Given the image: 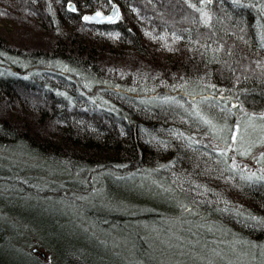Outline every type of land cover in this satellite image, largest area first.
<instances>
[{
    "label": "trees",
    "instance_id": "16d2710c",
    "mask_svg": "<svg viewBox=\"0 0 264 264\" xmlns=\"http://www.w3.org/2000/svg\"><path fill=\"white\" fill-rule=\"evenodd\" d=\"M244 1L248 6L235 10L232 23H227L232 17L222 8L214 13L216 25L207 26L200 18L201 0H111V4L72 0L74 12L68 9V0H0V24L8 25L5 31L10 35L4 39V30L0 31V191L7 190L0 192V211L15 207L9 201L12 197L23 203L29 197L74 195L83 215L97 227L159 223L179 205L172 195L168 203L158 202L159 192L149 184L164 183L188 210L208 215L243 240L264 243V182L246 179L222 148L203 142L211 138L210 129L205 120L193 116L212 120L214 115H227L229 106L224 101V110L214 108L210 114L208 109L192 110L204 92L194 81L204 77L214 83L217 93L224 91L225 98L264 112V0ZM112 4L122 12L119 27H92L77 13L110 12ZM144 7L167 22H154L152 17L139 21L137 14ZM250 7H260L263 19L246 12ZM145 26L150 27L144 30ZM21 34L23 39L16 40L15 35ZM25 35L38 39L29 45ZM38 50L49 52L48 59L31 67L39 74L20 80L15 76L19 57L36 55ZM58 59L78 73L41 80L47 70L61 65ZM179 65L187 68L186 73ZM1 70L12 74L3 76ZM85 82L118 88L113 95L100 93L112 106H92L84 96L89 89ZM57 88L66 91L68 102ZM167 98L169 103L164 102ZM24 165L32 166L25 171ZM98 193L136 208L105 213L97 209L96 199L88 207L79 201L83 195L93 199ZM29 205L18 208V218L29 217L24 210ZM46 215L40 223L33 221L50 236L47 244L39 236H18L0 228V264H111L102 240L87 232L86 242L83 235L73 239L63 235L65 231L50 230L47 226H55L60 217L54 211ZM12 233V245L7 247ZM25 238L29 242L19 245ZM32 239L50 254V262L32 252ZM137 244L146 248L142 238Z\"/></svg>",
    "mask_w": 264,
    "mask_h": 264
},
{
    "label": "rangeland",
    "instance_id": "374dc122",
    "mask_svg": "<svg viewBox=\"0 0 264 264\" xmlns=\"http://www.w3.org/2000/svg\"><path fill=\"white\" fill-rule=\"evenodd\" d=\"M202 5L204 6V4ZM216 7L205 6L202 7V10L199 8L201 13L203 12L205 14V16L202 17L200 13V18H202L203 21L207 19V26L215 24L216 18L214 17V13L218 8ZM156 17V19H153L154 22H164L165 20L158 13ZM7 26L8 25L0 24V31H5ZM4 31H1V35H3L2 38L9 39V31ZM261 36L264 38L263 34H261ZM262 43L264 44V40ZM159 57L163 58L161 56ZM1 71L3 76L12 74V72L8 70ZM84 81L83 79L82 82ZM194 82L197 84V87L200 88L199 90L204 92L198 102L197 100L193 102L192 110L200 111L199 108L208 109L206 112L210 114L214 112V108H217V110L221 112V108L223 107L221 97H224V91L217 93L218 88L213 85L214 83L212 81L207 82L204 77ZM89 83L85 82L83 85L85 86L87 84V86H89L91 84ZM47 84L49 85V83ZM89 89L86 90L89 91ZM170 98H167L164 102L169 103V101H171ZM172 98L175 100L174 97ZM232 100L234 101L233 103L236 104L234 107L235 109L232 110L228 108L229 111L227 115L226 112H224L220 117H215L214 115L212 120L205 117L202 118L210 126L209 136L212 137L203 142L207 143L209 146L214 145L216 148H222L221 152H225L236 167L242 168L243 176L245 175L246 179L264 182V180L258 179L259 176H264V116L261 115V113L264 112H251L245 107L238 106L234 99ZM213 102H215V104ZM25 116L26 115H22V118H25ZM229 117L234 123L232 129L228 123L230 120ZM17 118L19 117L14 119L16 120ZM213 120L215 122H213ZM233 131L236 132L235 139L232 137ZM214 137H223V140L221 139L222 141L220 142L214 141ZM217 144L219 146H217ZM29 161L33 162L35 160L30 159ZM14 164L15 166L18 165L17 163ZM31 166L32 165H24L23 167H26L24 169L28 171ZM253 173H255V175H253ZM160 182H162V180H160ZM35 184L37 185V182ZM149 185L158 190L159 194L156 196L158 202H160V200L164 202L166 199L168 203L172 195L179 203L175 212L171 213L172 216L166 217V219L162 221L160 220L159 223L152 221L146 224L142 221H135L106 228L97 227L96 225L94 226L90 219L83 215L84 210L77 204V198L73 195L71 198L67 199L62 197L57 199L29 197L25 198L26 201L23 203L14 197L9 198L10 202H15V207H9L10 209H7L8 212L5 210L0 211V228L15 232L18 236H39L40 240L47 244L50 241V236L46 234L44 229L38 230L36 228L37 223L35 224L33 220L38 219L37 221L40 223L41 219L47 217L46 214L48 212L54 211L60 218L55 222L57 223L54 224L55 226H47L48 229L65 231L63 235L69 238L72 237L73 239L76 235H83L84 239L86 238L84 240L86 242L88 240L86 232L92 237L102 240L103 244H105L104 251L107 252V254H105L110 257V261H112L111 264H264V247L260 248V245L258 247L256 245L250 246L249 244H243L240 251H235L233 245L240 240L238 236L236 237L235 234L229 231V235L223 237L221 235L223 233L220 234V232L226 231L222 224L217 223L216 220H211L206 214H200L195 209L188 210L184 204H182L179 195L171 189L172 187H168L164 183L154 182ZM164 189L169 191L165 192ZM5 191L7 190L3 189L0 192L4 194ZM83 193H85V191H83ZM86 196L87 195H83L81 197L84 198L79 199L83 207L91 206L92 203H94V199H96L95 202L99 201L97 209H101L105 213L108 210L125 212L122 207L130 210L136 208L132 203H127V205L122 206L123 204L117 199H110L104 193L96 194L93 199L86 198ZM17 202H20L18 203L20 206H17ZM28 204L31 205L24 210L29 212V217L27 219L25 216H23V218H18V208ZM230 208L234 209L232 205ZM130 214L134 215L133 212ZM189 214H191V216ZM186 215L191 217V219H187ZM30 217L31 219L29 220ZM13 236V233L10 234L9 241L7 240L5 242L7 247L12 245ZM139 238L146 241L145 249L139 248L137 244ZM31 241V243H33V247L31 248L32 252L34 249H37V252L34 254L38 255L42 260L44 259L45 262H50V254L47 253L44 247L37 246L33 239ZM25 242H29V238L21 240L19 245L21 244L24 246L23 243Z\"/></svg>",
    "mask_w": 264,
    "mask_h": 264
},
{
    "label": "bare ground",
    "instance_id": "6f19581e",
    "mask_svg": "<svg viewBox=\"0 0 264 264\" xmlns=\"http://www.w3.org/2000/svg\"><path fill=\"white\" fill-rule=\"evenodd\" d=\"M221 1H222V3H223V5L221 4ZM203 0V3H200L199 5H198V7L202 10V7H212V6H217L216 8L218 9L216 12L218 13V11L219 12H221V10H222V8H224V11H225V13L228 15V17L229 16H231L232 18H231V20L229 19L228 21H227V23H232V21H234L235 19H236V11L235 10H237L239 7H242V6H248L247 5V3H246V1H244V0H228V1H223V0ZM202 4H204V6L202 5ZM161 6L163 7L164 6V4H162L161 3ZM202 6V7H201ZM116 7H117V9L119 10V13H120V18L122 17V12L120 11V9H119V6H117L116 5ZM148 9H151V10H148ZM148 9H147V7H144L143 9H141L140 10V12H139V14H137V17H138V20L140 21H146L148 18H151V17H153V19L156 17V14L157 13H155V11H154V9H152V8H149L148 7ZM200 9H199V11H200ZM154 12H153V11ZM175 10V9H174ZM260 10H261V8L259 7V8H257V9H254V8H249L248 9V11H246V12H249V11H252V12H254V14H256L257 16H258V18H259V20L261 19H263V16L260 14ZM97 11V10H96ZM99 11H101L102 12V14H105V15H107V14H110V13H112L114 10H113V8H111L110 9V12H104V11H102V10H99ZM74 12V11H73ZM174 12V11H173ZM215 12V13H216ZM76 13V12H75ZM77 13H79L78 15L80 16V19H81V17L83 16V15H85V13L83 12V11H80V12H77ZM200 13H201V11H200ZM87 15H91L90 13H86ZM160 16H161V14H160ZM174 16L176 17V12H174ZM120 18L118 19V20H114V21H110V22H108V21H104V20H102L103 21V23L101 22L100 23V21L99 22H95V21H84L85 23H88V24H90V25H92V27H99L100 25H108V24H115L117 27H119V25L120 24H122V22H121V20H120ZM156 18H158V17H156ZM155 18V19H156ZM82 20V19H81ZM55 21V23L57 24V25H59L60 24V22L58 23V20L57 19H55L54 20ZM231 21V22H230ZM95 22V23H94ZM106 22H108V23H106ZM149 27L150 26H145L143 29L144 30H148L149 29ZM211 28V27H210ZM93 29H95V28H93ZM24 35V34H23ZM192 36H194V35H191V37ZM25 37V42H26V44H31L35 39L37 40L38 39V36H32V37H30L29 35H25L24 36ZM121 37H122V35H121ZM196 38H200V36L199 35H196L195 36V39ZM15 39L17 40H20V39H23V36H22V34L21 35H15ZM264 40V38H262V40L261 41H263ZM144 45H146L145 43H144ZM148 45V44H147ZM29 48H30V46H29ZM31 48H33V47H31ZM12 52H14V51H12ZM34 52H37L38 54H36L35 55V53H33V54H29V55H25V56H22V58L21 57H19L20 58V60L18 61V66H17V72H15V76L16 77H18V78H20V80H23V79H26V80H31L34 76H35V74H39V71H33L34 69H31V67L34 65V64H42V62H43V59L45 58V60H47L48 58V56H49V52L47 53L46 52V54L44 53V52H42L41 50H38V51H34ZM202 55L203 54H200V55H197V57L198 58H200L201 59V57H202ZM16 56V55H15ZM18 56V55H17ZM39 58H42V59H39ZM26 59V60H25ZM58 60H60L61 61V65H57V69H53V68H51V70H47L46 71V74L45 75H43V76H40L39 78L41 79V80H46V81H51L50 79H53L54 77H56V76H58V75H60V76H62V75H66L67 76V74H72V75H76L77 73H78V71H75L74 69H72V71L70 70L71 69V67L68 65V63H65V62H63L61 59H58ZM46 63V62H45ZM54 64V66H55V64L56 63H53ZM2 67H3V69H8V65H5V64H3V65H1ZM185 66H183V65H179V68H184ZM184 71V73H186V71H187V68L185 69H183ZM50 71V72H49ZM63 71H66V72H63ZM68 71V72H67ZM181 71L182 70H180V75H181ZM47 72H49L48 74H47ZM59 76V77H60ZM179 84H182V83H179ZM66 85V84H65ZM92 85V84H91ZM91 90H92V92L91 93H89L88 91H87V94H84V96L86 97L85 99H87V101L88 102H91L93 105L92 106H94V107H96V106H98V108H101V107H103V108H109V107H111L112 106V103L110 102V100H108V98H105L104 96H101L100 95V93L102 94V92L103 93H109V95H113L115 92H117L118 91V88H116V87H114V86H112L111 85V87H110V85L109 84H107V83H104V84H101V82H97L96 83V85H93L92 86V88H91V86L89 85L88 86ZM56 90H58L57 91V93L61 96V98H62V100H64V101H66V102H68V98H67V96H66V91L65 90H62V89H56ZM46 92L47 93H52V91L51 90H47L46 89ZM222 98V104H224V101H225V103L227 104L226 106H229V109H232V110H234L235 108V103H233L234 101L233 100H231V99H229V98H224V97H221ZM236 102V101H235ZM237 105L238 106H240V107H244L243 105H241L240 103H238L237 102ZM186 109V111L188 110V108H185ZM250 111V110H249ZM254 111V110H253ZM253 111H251V112H253ZM255 112H257V111H255ZM189 113L190 114H193L194 112H192V110H190L189 109ZM196 119H202L201 118V116H199L198 114H194L193 115ZM215 122V121H214ZM229 123V122H228ZM232 123V125L234 124L233 123V121L231 122ZM230 123V124H231ZM205 127H207V129L209 130V128H210V126L207 124V126H205ZM211 137V136H210ZM212 138V137H211ZM223 137H214V141H222L223 139H222ZM222 139V140H221ZM188 214V213H187ZM190 216H191V214H189ZM186 218L187 219H191V217H189V216H187L186 215ZM89 219V218H88ZM90 221L92 222V223H94L95 221L93 220H91L90 219ZM225 231L226 232H220V234L221 233H223V234H221L223 237H226V236H228L229 235V231L227 230V229H225ZM230 233H233V232H230ZM234 234V233H233ZM236 235V234H235ZM236 237H237V235H236ZM239 237V236H238ZM239 241H238V243H236V244H234L233 246H234V248H235V251H240L241 250V247H242V245L243 244H245V245H250V246H253V245H256V246H258L259 247V245H260V248H263L264 247V243H259V245H257V244H253V243H255V242H252L251 240H243L241 237H239ZM241 241V242H240ZM37 246H38V244H37ZM37 252V249H34L33 250V253H36Z\"/></svg>",
    "mask_w": 264,
    "mask_h": 264
},
{
    "label": "snow or ice",
    "instance_id": "6c2138e0",
    "mask_svg": "<svg viewBox=\"0 0 264 264\" xmlns=\"http://www.w3.org/2000/svg\"><path fill=\"white\" fill-rule=\"evenodd\" d=\"M108 3L111 4V0H108ZM201 3H203V0H201ZM111 6H112L114 11L110 14L105 15V14H102L101 11L97 10L91 15H87V14L83 15L81 17V19L84 21H95V20L114 21V20H118L120 18L119 10L117 9L115 4H112ZM67 7L70 11H76L77 10L76 7L73 5L72 0H68ZM201 16L203 17V16H205V14L202 12ZM203 22L205 24H207V19H205ZM176 38L179 39V37H176ZM261 115L264 116V113H261ZM232 137H233V139L236 138V132L235 131H233ZM233 167H235V165H233ZM253 175H255V173H253ZM258 179L264 180V176H259Z\"/></svg>",
    "mask_w": 264,
    "mask_h": 264
},
{
    "label": "water",
    "instance_id": "95a60500",
    "mask_svg": "<svg viewBox=\"0 0 264 264\" xmlns=\"http://www.w3.org/2000/svg\"><path fill=\"white\" fill-rule=\"evenodd\" d=\"M99 21H100V23H101V22L103 23L102 20H95L96 23L99 22ZM95 22H94V23H95ZM108 22H110V21H108ZM108 22H106V23H108Z\"/></svg>",
    "mask_w": 264,
    "mask_h": 264
}]
</instances>
